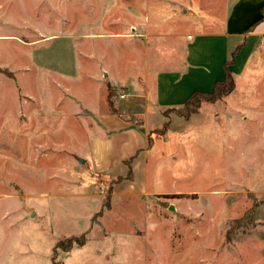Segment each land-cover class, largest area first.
Listing matches in <instances>:
<instances>
[{
    "label": "rangeland",
    "instance_id": "374dc122",
    "mask_svg": "<svg viewBox=\"0 0 264 264\" xmlns=\"http://www.w3.org/2000/svg\"><path fill=\"white\" fill-rule=\"evenodd\" d=\"M224 2L0 0V37H15L0 39V264H264V58L160 123L106 84L133 80L140 47L112 35L134 16L154 28L149 51L165 69L193 33L182 9L211 5L219 19ZM99 68L107 78L89 80ZM109 102L150 138L135 189L117 187L131 171L82 160L83 110Z\"/></svg>",
    "mask_w": 264,
    "mask_h": 264
},
{
    "label": "crops",
    "instance_id": "0c3cea01",
    "mask_svg": "<svg viewBox=\"0 0 264 264\" xmlns=\"http://www.w3.org/2000/svg\"><path fill=\"white\" fill-rule=\"evenodd\" d=\"M211 8L209 5L201 15L196 11V7L192 8V12L187 8L182 9L185 15H182L183 18H193L190 22L193 33L178 35L177 41H182L180 51L177 55L174 54V60L168 63L171 67L165 69L158 68L160 56L149 51L148 40L154 35L148 33L154 28L148 27L145 19L142 21L134 16L128 35H112L117 39L130 40L135 48L139 45L141 50L140 53L134 51L129 59L133 80L106 83L107 86L122 90L124 97L121 104L124 108L131 112L137 110L145 122L153 114L148 111L149 106L157 114L154 121L163 122L162 111L181 106L193 92H210L216 81L224 79V63L237 47L238 54L229 67L232 75H240L250 60L255 58L259 61L264 58L261 47L264 46V0H225L224 11L219 19L211 17ZM157 37L175 39L174 35L169 34ZM11 38L15 37H0L5 40ZM87 57L92 60L90 55ZM104 72V69L99 68V73L90 75L93 79L89 80L100 81L102 76L107 78ZM135 100L141 102L136 109L127 103ZM117 109L119 110V107ZM83 113L86 114L83 119L89 134L84 145L87 153L82 156L85 159H81L91 162L94 168L108 174L109 170H112L110 175L120 174L125 177L127 172L131 171L133 179L123 180L117 187L128 185L127 188L135 189L139 186L137 182H143L142 177L146 171L148 136L145 135L143 126L137 127L128 119L106 112L104 105L102 109H84ZM114 148L118 150L116 153H121L112 156ZM116 167H121L122 171H113Z\"/></svg>",
    "mask_w": 264,
    "mask_h": 264
},
{
    "label": "trees",
    "instance_id": "16d2710c",
    "mask_svg": "<svg viewBox=\"0 0 264 264\" xmlns=\"http://www.w3.org/2000/svg\"><path fill=\"white\" fill-rule=\"evenodd\" d=\"M239 51V48L237 47L234 51H232V53L230 54V58L228 61H225L224 63V79L221 81H216L213 85V88L210 92H193L187 99L186 101L178 107H172V108H168L165 111L171 112L175 115H178L180 117H184L186 116L187 113H192L193 111H190L191 108H196L197 103L199 101H205L207 98L212 97L213 95H215L217 92H219V90H221L222 88L225 87L226 83H227V79L232 75V73H230V71L228 70V66L232 65L234 62V58L237 55ZM108 89H110V86H108ZM109 92V91H108ZM113 94L112 90L109 92L108 94V99H110L111 95ZM109 109L110 112L112 114L117 115L120 118H123V114L121 113L120 110L117 109V107H115L112 103L109 102ZM162 112V117L165 118L164 113ZM128 118V117H127ZM129 120V119H128ZM167 120V119H166ZM130 121V120H129ZM168 121V120H167ZM166 121V122H167ZM163 127H167V123H163L162 128ZM150 141V138L148 137V142ZM126 178L130 179L131 178V173L130 171H128ZM131 180V179H130ZM247 214H245L244 216H246ZM245 218V217H242Z\"/></svg>",
    "mask_w": 264,
    "mask_h": 264
},
{
    "label": "water",
    "instance_id": "95a60500",
    "mask_svg": "<svg viewBox=\"0 0 264 264\" xmlns=\"http://www.w3.org/2000/svg\"><path fill=\"white\" fill-rule=\"evenodd\" d=\"M78 162H79V163H82L83 161H82L81 159H78Z\"/></svg>",
    "mask_w": 264,
    "mask_h": 264
},
{
    "label": "built area",
    "instance_id": "2783aa9c",
    "mask_svg": "<svg viewBox=\"0 0 264 264\" xmlns=\"http://www.w3.org/2000/svg\"><path fill=\"white\" fill-rule=\"evenodd\" d=\"M124 95V94H123ZM122 94L120 95V98L122 99L124 96Z\"/></svg>",
    "mask_w": 264,
    "mask_h": 264
}]
</instances>
